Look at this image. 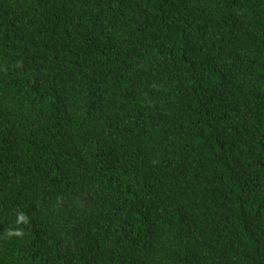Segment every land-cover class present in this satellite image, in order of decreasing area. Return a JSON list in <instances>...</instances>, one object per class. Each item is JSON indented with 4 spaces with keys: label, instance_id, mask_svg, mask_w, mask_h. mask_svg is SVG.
<instances>
[{
    "label": "trees",
    "instance_id": "trees-1",
    "mask_svg": "<svg viewBox=\"0 0 264 264\" xmlns=\"http://www.w3.org/2000/svg\"><path fill=\"white\" fill-rule=\"evenodd\" d=\"M0 264H264V0H0Z\"/></svg>",
    "mask_w": 264,
    "mask_h": 264
}]
</instances>
